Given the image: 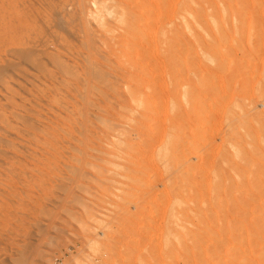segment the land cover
<instances>
[{"label": "rangeland", "instance_id": "374dc122", "mask_svg": "<svg viewBox=\"0 0 264 264\" xmlns=\"http://www.w3.org/2000/svg\"><path fill=\"white\" fill-rule=\"evenodd\" d=\"M263 73L264 0H0V264H264Z\"/></svg>", "mask_w": 264, "mask_h": 264}, {"label": "bare ground", "instance_id": "6f19581e", "mask_svg": "<svg viewBox=\"0 0 264 264\" xmlns=\"http://www.w3.org/2000/svg\"><path fill=\"white\" fill-rule=\"evenodd\" d=\"M113 1H115V0H113ZM81 3H82V2H81ZM101 3H102V2H101ZM109 3H111V2H109ZM118 4H119V3H118ZM78 5H80V4H78ZM80 7H81V6H80ZM80 7H78V8H80ZM124 7H125V6H124ZM84 9H85V7H84ZM104 10H105V9H104ZM108 10H110V12L112 11L110 8H108L107 11H108ZM124 10H126V9H124ZM135 10H137V9H135ZM98 11H100V10H97V12H95V13L98 14ZM105 11H106V10H105ZM107 11H106V12H107ZM115 11H116V10H115ZM137 11H138V10H137ZM101 12H102V10H101ZM112 12H114V11H112ZM112 12H111V13H112ZM132 12H133V10H132ZM141 12H142V11H141ZM83 13H84V11L82 12V14H83ZM102 13H103V12H102ZM107 13H108V12H107ZM126 13H127L128 15H130V17H132V15H131L132 13L130 14V12H129V11L127 12V10L124 11V12L122 13V15H124V14H126ZM97 14H96V15H97ZM113 14H114V13H113ZM116 14H117V12H116ZM120 14H121V13H120ZM122 15H121V16H122ZM134 15H136V14H134ZM112 16H113V15H112ZM80 17H81V16H80ZM115 17H116V16H115ZM128 17H129V16H128ZM133 18H135V17H133ZM147 18H148V17H147ZM134 20H135V19H134ZM102 21H104V20H102ZM126 21H128V20H126ZM136 21H138V20H135V22L133 21L134 24L131 23V25L133 24V25H132L133 28L136 27ZM86 22H87V21H86ZM105 22H106V21H104V23H105ZM130 22H132V21H130ZM104 23H103V25H104ZM126 23H127V22H126ZM128 23H129V21H128ZM128 23H127V24H128ZM101 24H102V22H101ZM129 25H130V23H129ZM129 25H128V26H129ZM128 26H127V29L129 28ZM130 27H131V26H130ZM131 29H132V27H131ZM134 29H135V28H134ZM125 30H126V29H125ZM127 31H128V30H127ZM110 32H111V31H110ZM130 33H131V32H130ZM127 35H129V34H127ZM118 36H119V35H118ZM164 36H165V35H164ZM128 37H129V36H128ZM125 38H126V37H125ZM136 42H137V41H136ZM156 43H157V42H156ZM142 45H143V44H142ZM151 48H152V47H151ZM23 52H24V51H23ZM23 52H22V53H23ZM28 52H29V51H28ZM30 52H31V51H30ZM22 53H21V54H22ZM21 54H20V55H21ZM23 55H28V54L23 53ZM23 55H22V57H23ZM24 57H25V56H24ZM143 63H144V62H143ZM92 66H93V65H92ZM263 74H264V73H263ZM260 75H261V74H260ZM261 76H262V75H261ZM230 77H231V75H230ZM183 114H184V113H183ZM181 115H182V114H181ZM181 115H180V116H181ZM192 115H193V114H192ZM178 116H179V115H178ZM178 118H180V117H178ZM181 119H182V117H181ZM170 120H171V123H170V124H172V125L175 124V122H174L175 120L172 121V120H173L172 118L169 119V121H170ZM178 120H179V119H178ZM167 121H168V120H167ZM169 121H168V122H169ZM173 122H174V123H173ZM161 124H163V123H161ZM157 127H158V126H157ZM165 128H167V127H165ZM165 128L163 127V129H165ZM159 129H161V128H159ZM159 129H158V130H159ZM167 129H168V128H167ZM170 129H171V128H170ZM161 130H162V129H161ZM166 132H167V131H165V133H166ZM159 133H163V132H160V130H159ZM159 133H158V134H159ZM168 133H169V132H168ZM156 135H157V134H156ZM165 135H166V134H165ZM167 135H168V134H167ZM162 136H163V135H162ZM162 136H161V137H162ZM159 137H160V136H159ZM163 137H164V136H163ZM156 138H157V137H156ZM206 138H207V137H206ZM166 139H167V138H166ZM159 140H160V139H158V141H159ZM162 141H163V139H162ZM162 141H161V142H162ZM159 142H160V141H159ZM151 143H152V142H151ZM181 143H182V142H181ZM148 145H149V144H148ZM150 146H151V145H149V147H150ZM170 146H171V147H170ZM152 147H153V146H152ZM160 148H163V149H165L167 152H168V151L170 152L172 149H173V150H174V149H178L179 146H178V144L176 143V141L174 142V140H173V141H168V139H167V140L164 139V141H163L162 145L160 146ZM168 148H169V149H168ZM171 148H172V149H171ZM178 150H179V149H178ZM176 151H177V150H176ZM176 151H175V152H176ZM180 151H181V150H180ZM175 152H174V154H175ZM170 153L173 154V151H171ZM179 153H180V152H179ZM176 154L178 155V151L176 152ZM176 154H175V155H176ZM175 155H174V156H175ZM231 187H232V185L229 186V188H231ZM217 188H218V187H217ZM232 192H233V191H232ZM174 215H175V214H174ZM179 221H180V220H179ZM232 233H233V232H232Z\"/></svg>", "mask_w": 264, "mask_h": 264}]
</instances>
